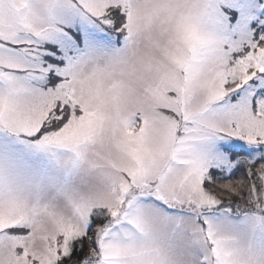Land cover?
Returning a JSON list of instances; mask_svg holds the SVG:
<instances>
[{"label": "snow or ice", "instance_id": "snow-or-ice-1", "mask_svg": "<svg viewBox=\"0 0 264 264\" xmlns=\"http://www.w3.org/2000/svg\"><path fill=\"white\" fill-rule=\"evenodd\" d=\"M0 128L90 145L100 173L62 202L0 188V264H165L113 232L179 230L180 213L202 218L213 264H253L207 214L264 216V3L0 0ZM143 195L166 211L131 216Z\"/></svg>", "mask_w": 264, "mask_h": 264}, {"label": "rangeland", "instance_id": "rangeland-1", "mask_svg": "<svg viewBox=\"0 0 264 264\" xmlns=\"http://www.w3.org/2000/svg\"><path fill=\"white\" fill-rule=\"evenodd\" d=\"M84 43L82 34L81 46ZM91 151L92 146L87 144L75 150L44 149L27 137L0 128V188L8 184L30 185L34 201L42 195L44 199L58 195L62 202L64 195L93 194L100 173L91 165ZM158 211L166 210L143 195L134 203L130 215L143 220L144 216ZM207 215L221 234L232 238L231 249L248 253L253 264H264V216L244 204L235 206L232 211L218 210ZM174 218L185 219V226L179 230L156 228L146 236L125 222L117 226L113 237H134L139 243H149L165 264H213L210 246L199 232L200 227H206L202 218L198 220L192 213H180Z\"/></svg>", "mask_w": 264, "mask_h": 264}]
</instances>
